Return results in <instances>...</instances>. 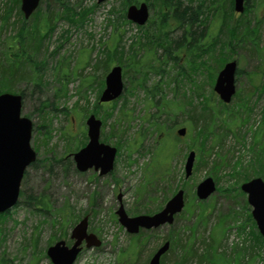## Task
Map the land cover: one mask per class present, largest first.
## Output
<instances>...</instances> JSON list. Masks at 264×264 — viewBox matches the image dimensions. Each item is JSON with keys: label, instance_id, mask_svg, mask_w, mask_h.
Returning a JSON list of instances; mask_svg holds the SVG:
<instances>
[{"label": "rangeland", "instance_id": "obj_1", "mask_svg": "<svg viewBox=\"0 0 264 264\" xmlns=\"http://www.w3.org/2000/svg\"><path fill=\"white\" fill-rule=\"evenodd\" d=\"M11 1L0 0V13L11 8L8 23L0 29L1 58L5 48L2 41L14 34L12 22L17 21V11L20 10V3L13 6ZM216 1L224 11L228 0ZM200 2L208 4V0H182L184 6L197 11L191 15L196 24L209 15L198 12ZM257 2L248 0L251 11L247 15L251 25H259V38L253 37L241 45L233 42L234 46L226 48L229 60H235L237 69L241 71L235 76L236 93L243 92L244 97L250 98L251 111L244 106L246 109L241 110L238 117L225 123L229 130L221 142L217 135H222V123L218 120L213 122L215 136L207 141L204 153V161L208 158V164L198 161L199 151L189 148L191 141L186 139V135L179 141L164 139V154L174 150L168 179L148 185L145 163L152 152L159 150L155 146L158 133L149 121L159 107L154 102L176 104L177 119L171 127L172 134H176L179 127L187 128L184 120H190L197 130L206 131L208 114L198 108V100L201 99L196 97V93L200 92L205 97L211 94L223 59L216 64L202 53L204 65L193 71L189 51L186 47L175 51L174 45L172 54L179 57L176 62L166 57L162 47H149L154 51L151 58L147 48L138 47L137 43H146L145 32L152 35L153 30L145 28L147 23L138 28L136 23L129 21L124 16L127 6L123 0L100 3L97 0L39 1L37 8L42 15L60 12L67 5L76 12L83 8L90 12L83 22L77 18L80 24L77 22L76 25L63 17L55 19V27L47 37L48 28L40 24L39 44L30 42L27 49L30 62L24 71L29 75V69L32 74L39 65V74L44 79L38 88L34 87L31 79L17 81L14 85L23 92L21 113L33 124L30 144L37 158L22 178L20 193L24 196L20 195L8 215L0 219V259L6 260L4 264H52L46 255L47 242L52 241L53 244L61 239L70 246L73 242L69 236L71 228L83 216L88 218V232L100 240V245L88 248L82 242V249L73 264H123L121 250L128 248L132 243L131 237L137 234H129L117 221L115 210L119 203L129 216L150 214L160 210L177 188L184 190L187 208L185 206L176 215L172 224L146 231L138 260L131 264H141L146 258L147 262L164 241H168L170 247L161 257L160 263L163 260V264H264V241L258 237V230L248 217L251 206L239 188L245 181L242 177L244 172L238 174V169L232 168L240 160L241 165L246 166L248 179L258 177L260 160L264 155V127L259 131L264 93H254L264 81V72L261 73L264 70V2L259 12L253 13ZM240 14L233 11L232 20L238 19ZM31 19V16L26 19L28 24ZM205 24H199V28L192 30L198 34L205 29L206 44L216 33L214 26L217 21L210 28H203ZM117 25L120 26L115 28ZM168 36L170 40L178 39L176 44L186 41L184 28H170ZM119 44L117 49L122 55V63H112L107 60L108 51H113ZM130 55L138 66H143L141 70L131 65ZM99 60L100 68L95 70V63ZM147 64L161 65L164 71H150L143 75L148 69L144 66ZM113 65L121 66L123 83V92L114 100V109L111 102H100L98 98L102 90L99 82L104 80ZM7 66L0 70L7 69ZM11 91L17 93L15 89ZM243 98H232L227 104L228 109L234 111L238 101L244 103ZM216 99L219 100L214 93L210 105L216 103ZM96 111V118L102 121L100 142L115 147L119 143L121 146L113 169L106 175H99L93 168L79 172L72 158L81 142H87L85 119ZM112 133L117 135L114 137ZM189 150H195L196 157L191 175L185 178L184 162ZM256 153L258 158L254 163ZM215 164L216 169L212 168ZM206 177L213 178L219 187L201 201L196 198L194 190L196 184ZM29 195L41 198L40 205L34 202L28 205L25 196ZM36 208L41 211H36ZM201 209L203 216L199 214ZM232 212L237 215L236 220L226 217ZM176 236L182 240L180 244L186 242L185 247L172 243L171 239L174 237L176 240Z\"/></svg>", "mask_w": 264, "mask_h": 264}, {"label": "trees", "instance_id": "obj_2", "mask_svg": "<svg viewBox=\"0 0 264 264\" xmlns=\"http://www.w3.org/2000/svg\"><path fill=\"white\" fill-rule=\"evenodd\" d=\"M125 5L128 6L130 4H139L140 2H146L149 7L152 9V13L147 21V27L145 28H152L153 34L150 35L147 31L145 32V38H147L146 43H141L138 41L137 45L138 47L147 48V52L151 53V58H153L154 51L150 49L155 47H162L163 51L167 58L170 59H176L174 56H172V45L175 47V51L177 49H183V47H186V45L191 46L188 49L189 50H198V35L192 30V28H199L198 25L203 23H206L203 28H210L212 27L213 23L217 21L216 26H214L216 33L214 36L210 37L207 43L205 44V52L204 54L207 55L210 60H214L216 64L220 62V60L223 59L221 64L219 65L218 69L223 65L226 60H229L230 56L226 55L227 51L226 48H228L230 45L234 46L233 42L240 43L246 42L249 40H252L253 37L259 38V32L258 28L259 25L256 24V26L251 25L250 18L247 14L251 11V8L248 5V0H246L244 11L239 15V18L236 20H232L233 17V0H228V2L225 5L224 11H221L220 7L217 4L216 0H208V4L204 2H200L198 6V10L200 13H205L206 18L204 20L199 21L196 24V21L192 19V14L197 13V11L194 12V10L191 7H186L183 5L182 0H123ZM257 5L254 6L253 13L259 12L258 9L260 5L264 2V0H257ZM263 1V2H262ZM13 6H18L20 3V0H12ZM97 5V3H96ZM227 6V7H226ZM10 10L5 9L2 13H0V29L6 26L8 23V20L10 19ZM114 10H112L113 12ZM90 12V10H86V8H83L81 12H76L72 8H70L68 5L64 7V10L57 12V13H46L44 15L41 14L40 10L37 8L36 11L31 15L32 22L30 24L27 23L26 19L23 17L21 11L18 9L17 11V21L14 20L12 22V27L14 29V34L2 41L4 44V52L2 58L0 57V68H3L4 65L8 64L7 69H1L0 70V93L3 91H9L15 89L17 93H20L23 97V92L20 90H17V88L14 87L15 83L17 81L21 80H32L34 87L38 88L39 85L43 81V77L41 74H39L40 67L37 65L32 70V74L29 71V75H27L26 70L24 69L28 67L29 65V59L30 55L27 54V49H29V44L31 41H34L35 44L38 46L39 44V28L40 24L41 27L44 26L45 28H48L45 34V37H47L53 28L55 27L54 20L60 17H63L66 19L69 23L72 25H76V23L79 21L77 18L80 17V21L83 22L85 15H87ZM221 14V15H220ZM188 15V17H186ZM125 16V15H124ZM231 17V19H230ZM124 18V17H123ZM259 23V22H257ZM80 24V23H79ZM120 25L115 26V28L119 27ZM138 28H142L141 26H138ZM170 28H184V32L186 35V41L182 44H176L178 42V39H172L170 40L168 36V30ZM1 38V35H0ZM41 42V41H40ZM185 43V46L183 45ZM233 43V44H232ZM255 44V43H254ZM120 47L117 45L116 48L113 51H108L107 60L110 62L114 61H120L121 62V53L119 52ZM135 54V53H132ZM26 56V57H25ZM227 57V59L225 58ZM151 58L149 61H151ZM101 60V59H100ZM100 60L95 63L96 69L100 68ZM131 65H134V68H139L141 70V67L138 66L137 63L134 61V58L130 55ZM122 63V62H121ZM129 64V63H128ZM127 64V65H128ZM191 64V61H190ZM209 64V62L207 63ZM148 69L143 73V75H146L147 72L154 71L155 73H162L164 71V68L159 65H144ZM194 68V66H191ZM23 68V70H22ZM264 72V70H261V73ZM241 71L237 69L236 74H240ZM126 74V71H125ZM18 75V76H17ZM80 75V74H79ZM214 78V76H213ZM30 80V81H31ZM82 83L81 85L83 84ZM7 84V85H6ZM80 85V86H81ZM4 86V88H2ZM8 86V89L6 87ZM156 91V88H154V91ZM152 92V93H153ZM264 93V81L260 83L258 87L255 88L254 93ZM238 93V94H237ZM235 93V96L237 97H244L243 92H237ZM155 95H152L154 97ZM196 97L200 98L201 100H198V108L203 111L204 113L208 114V120L209 122L208 126L205 130H197L195 127L192 126L190 120H184V124L188 128V132L186 135V139L191 141V144L189 145V148L193 147L194 149L198 150V161L204 162V164H208L209 160L204 161V153L207 149V141L211 138V136H215V132L212 129L213 122L216 120L221 121L222 123V135H217V138L219 139V142H221L223 135L229 130L225 123L233 120L236 117H238L241 110L246 109L244 106L249 108V111H251V100L248 97H244V103L241 104L239 101L237 103V106L235 110L228 109V106L226 104H223L220 100L216 99V103L211 104V98L214 97L213 91L211 94L207 95L206 97L202 95V93H196ZM249 99V100H248ZM192 102V100H191ZM115 101L111 103V108H115ZM159 107L157 108V114H152L150 117V124L152 125V128L158 133V137L156 140V147H158V152L151 153V157L148 162L145 163V168H148V170L145 172L146 181L149 184L153 183V181H166L168 179V170L170 169V159L172 152H168L166 155L164 154L166 148L163 145L164 139L167 141H173L177 140L179 141L180 138L176 134H172L171 127L174 125L177 119V114L175 112L176 104H170L168 102L164 104H160L159 100H156L154 102ZM193 104V102H192ZM96 107V106H95ZM84 109V107H83ZM87 111V109H85ZM39 111H42V107L39 108ZM237 114H236V112ZM98 112V111H97ZM96 113V112H95ZM123 116L124 113H123ZM261 127H264V109L262 111V120L261 124L259 126V131ZM258 131V132H259ZM258 132L255 133V136L258 134ZM114 137L117 135L115 133H112ZM85 142H81V145H84ZM129 146V144H128ZM116 147L118 150L121 148L119 143H116ZM130 148V147H129ZM257 153L255 154L254 163L257 161ZM169 159V160H168ZM168 160V161H167ZM197 161V162H198ZM261 167L258 168V176H261L264 180V155L262 156L261 160ZM34 164V163H33ZM246 166L241 165V161H237L233 165V169H238V174L243 173V176L245 179L248 180L249 175L246 174ZM216 169V164L214 167ZM211 168V170H212ZM215 175V174H214ZM22 196L23 193H21ZM26 203L28 205H31L33 202L37 205H40L42 202L41 198L34 197L32 195L25 196ZM188 206V202H187ZM186 206V208H187ZM36 211H41L38 208H36ZM201 216H203L202 209L199 213ZM8 215L7 213L0 214V219H4ZM231 216L232 219L236 220L237 215L234 214V212L231 213V215L226 214V217ZM78 217V216H77ZM249 219L255 225L251 218V214H248ZM74 219L71 220V224H73ZM146 231L141 230L135 237H131L132 243L128 246V248L121 250V255L123 256V264H131L132 261L138 260L139 257V250L140 246L142 244L143 238L145 236ZM258 237L264 241L262 236L258 233ZM174 240V237L171 239L172 243L174 245H179L181 247H185V244L182 243V240L176 236ZM51 241L47 242L48 244ZM174 247V246H172ZM190 249V248H189ZM191 253L194 254V251L192 250ZM183 256V254H182ZM181 256V257H182ZM147 259V258H146ZM146 259H144L141 264L146 263ZM6 260L2 257L0 259V264H4ZM160 264H163V260Z\"/></svg>", "mask_w": 264, "mask_h": 264}, {"label": "water", "instance_id": "obj_3", "mask_svg": "<svg viewBox=\"0 0 264 264\" xmlns=\"http://www.w3.org/2000/svg\"><path fill=\"white\" fill-rule=\"evenodd\" d=\"M40 0H20V11L25 19L37 9ZM105 0H97L98 3ZM246 0H233V10L243 12ZM149 17V7L145 2L139 5L131 4L126 10V18L133 23L143 25ZM237 63L226 62L217 73L213 91L224 103H229L235 93V74ZM123 91L121 67L115 65L105 76V88L99 101L106 102L117 98ZM22 95L17 93H0V213L13 207L19 198L20 184L27 167L36 160V152L30 144L33 124L21 114ZM85 124L87 126V143L73 154L76 169L84 172L90 168L99 170L100 175L109 173L113 168L116 148L99 141L101 121L90 114ZM185 127L177 130L183 136ZM195 151H189L184 163L185 177L192 172ZM246 194L247 203L251 206V216L256 227L264 238V181L255 177L240 185ZM215 191V183L211 177L201 180L195 188L198 199H206ZM119 198V196H118ZM184 191L178 189L164 204L162 209L153 214L128 216L120 203L115 211L118 222L128 233H138L140 229H154L165 224H171L176 214L184 207ZM88 220L83 217L71 230L70 237L74 239L71 246L59 240L49 246L46 254L52 264H72L81 250L84 240L86 247L98 246L100 241L92 233H87ZM169 242L161 244L147 264H160L161 256L168 250Z\"/></svg>", "mask_w": 264, "mask_h": 264}, {"label": "flooded vegetation", "instance_id": "obj_4", "mask_svg": "<svg viewBox=\"0 0 264 264\" xmlns=\"http://www.w3.org/2000/svg\"><path fill=\"white\" fill-rule=\"evenodd\" d=\"M199 12V10H198ZM204 30H200L199 33L197 34L198 35V50H189L188 48L191 47V46H188L186 45V50L189 51V55L192 56L191 58V66H194L191 67V70L195 69L198 70L200 67H202L204 65V62L201 61V55L202 53L205 52V41H204ZM184 50V49H183ZM175 53L172 54V56H174L176 59H179L178 56L174 55ZM176 59H173L174 62H176ZM195 71V70H193ZM100 84V87H103L104 86V80L99 82Z\"/></svg>", "mask_w": 264, "mask_h": 264}]
</instances>
